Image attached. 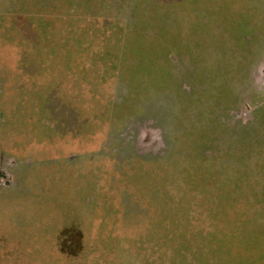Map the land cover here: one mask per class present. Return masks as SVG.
Wrapping results in <instances>:
<instances>
[{
	"label": "rangeland",
	"instance_id": "obj_1",
	"mask_svg": "<svg viewBox=\"0 0 264 264\" xmlns=\"http://www.w3.org/2000/svg\"><path fill=\"white\" fill-rule=\"evenodd\" d=\"M4 171L0 264H264V0H0Z\"/></svg>",
	"mask_w": 264,
	"mask_h": 264
},
{
	"label": "crops",
	"instance_id": "obj_2",
	"mask_svg": "<svg viewBox=\"0 0 264 264\" xmlns=\"http://www.w3.org/2000/svg\"><path fill=\"white\" fill-rule=\"evenodd\" d=\"M6 160H7V162H8V158L6 157ZM65 240H63V241H61L60 240V245H59V248H60V250H62V251H64L65 250V248H66V246H65Z\"/></svg>",
	"mask_w": 264,
	"mask_h": 264
},
{
	"label": "flooded vegetation",
	"instance_id": "obj_3",
	"mask_svg": "<svg viewBox=\"0 0 264 264\" xmlns=\"http://www.w3.org/2000/svg\"><path fill=\"white\" fill-rule=\"evenodd\" d=\"M3 155V154H2ZM0 177H1V179H5L6 178V181H7V177H8V173L7 172H5L4 171V173L3 172H0ZM5 181V180H4ZM5 183V182H4ZM7 183V182H6ZM6 186H7V184H6ZM2 188V187H1Z\"/></svg>",
	"mask_w": 264,
	"mask_h": 264
}]
</instances>
